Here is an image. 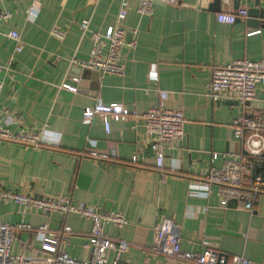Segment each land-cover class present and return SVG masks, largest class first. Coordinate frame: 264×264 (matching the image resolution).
Instances as JSON below:
<instances>
[{"label":"crops","instance_id":"1","mask_svg":"<svg viewBox=\"0 0 264 264\" xmlns=\"http://www.w3.org/2000/svg\"><path fill=\"white\" fill-rule=\"evenodd\" d=\"M35 1L33 14L32 0H0V12H10L9 18L0 20V121L12 131L25 129L38 136V146L0 141V190L36 197L61 195L97 210L122 212L127 224L107 223L102 228L109 237L128 242L118 256L126 264H194L149 250L152 228L164 220L179 228L183 252L198 253L206 245L226 258L241 255L264 264V162L263 191L251 211L235 200L220 207L212 187L206 196L188 192L209 164L219 165L222 153L231 156L241 150L231 134L239 104L230 97L211 101L206 86L214 66L239 58L264 59V26L253 25L247 16L236 17L232 24L215 21L216 13L246 10L253 0H239L237 8L231 0L218 4L150 0L151 12L143 15L135 11L140 0H127L121 20L125 41L135 33L134 46L120 50L122 75L68 63L70 58L85 60L90 49L89 34L80 31V20H88V29L101 33L114 19L120 0ZM259 6L264 9V0ZM52 27L64 32L62 39L49 34ZM10 30L19 35L18 52L6 36ZM149 62L156 63V83L146 80ZM63 82L77 90L68 91L61 87ZM155 88L166 91V108L184 116L183 139L168 151L161 171L154 168L142 127V114L156 101ZM96 100L119 103L134 117L109 120L105 134L97 115L88 124L81 121L82 109ZM249 106L264 110V85H256ZM92 152L105 157L92 158ZM211 152L218 154L213 162ZM173 163L175 170L170 169ZM0 220L30 226L13 235L12 255H44L34 230L46 224L45 233L68 225L71 233L59 240L58 247L76 260L88 256L91 222L81 216L23 214L5 200L0 201ZM113 257L108 250L107 262Z\"/></svg>","mask_w":264,"mask_h":264},{"label":"built area","instance_id":"2","mask_svg":"<svg viewBox=\"0 0 264 264\" xmlns=\"http://www.w3.org/2000/svg\"><path fill=\"white\" fill-rule=\"evenodd\" d=\"M176 4V0H162ZM127 9V0H120L116 15L105 30L101 33L88 29V20L79 22L82 33L88 32L91 45L85 60L70 58V67H77L96 71L100 74L122 75L124 64L120 59L122 46H134V31L131 39L125 41L124 29L121 20ZM37 2L32 0L29 12L35 13ZM135 11L139 15L151 12L150 0H140ZM245 9H235L228 12H218L215 21L218 23L232 24L236 17H245ZM10 17V12H0V20ZM257 32L250 31L246 35ZM49 34L56 39H62L64 32L57 27H52ZM6 36L14 42L13 50L18 52L22 45L18 33L10 30ZM73 82L77 78H71ZM148 82L157 81V67L155 62H149L146 71ZM264 85V59L250 60L246 58L233 59L223 65L212 67L206 86V96L211 101H218L224 97L233 98L240 107V112L231 122L232 137L241 144L240 152L233 155L221 154L218 166L209 164L202 176L188 186V192L206 196L212 187L218 205L225 207L229 201L241 203L248 211L252 210L257 196L263 191V162H264V110L252 109L249 102L253 100L256 85ZM0 80V88H1ZM61 87L75 92L76 85L63 82ZM156 101L142 114L143 135L146 146L154 155V168L161 171L165 157L172 148L179 145L183 139L182 124L184 116L181 111L168 109L163 102L166 91L155 88ZM97 115L105 134L109 132V120H125L134 117V114L121 104L111 102L102 103L96 100L91 106H85L81 112V121L85 124L91 122ZM0 141L17 142L24 145L38 146L36 132L20 129L12 131L0 121ZM92 158H104V155L90 153ZM218 157L216 152H211L209 162ZM135 155L131 161L134 162ZM171 170L177 164L170 166ZM11 201L17 205L21 213L34 211L40 213H58L61 215L76 214L90 220L91 225L86 234V245L89 253L87 258L76 260L67 255L58 247L59 240L66 238L71 233L68 225H63L56 232H47V225L41 224L34 230L40 239V249L44 255L18 254L9 252L13 235L20 229H30L29 224H7L0 220V264H126L118 259L120 253L128 247V242L119 238H111L103 231V224L110 223L116 227L123 226L128 220L122 212L97 210L80 201H73L69 197L56 195L36 197L11 190H0V201ZM179 228L171 221L164 220L153 226L152 238L149 245L151 252L178 260H192L194 264H256L241 256L232 255L229 258L222 256L215 248L204 246L198 253L183 252L180 250ZM111 251L113 260L107 262L106 252Z\"/></svg>","mask_w":264,"mask_h":264},{"label":"water","instance_id":"3","mask_svg":"<svg viewBox=\"0 0 264 264\" xmlns=\"http://www.w3.org/2000/svg\"><path fill=\"white\" fill-rule=\"evenodd\" d=\"M219 1L220 0H214L215 4H218ZM231 1L233 7L237 8L239 0H231ZM263 13H264V9L261 6H259V0H253L252 6H249L246 9V16L253 20V22H251L253 23V25L260 24L264 26Z\"/></svg>","mask_w":264,"mask_h":264}]
</instances>
